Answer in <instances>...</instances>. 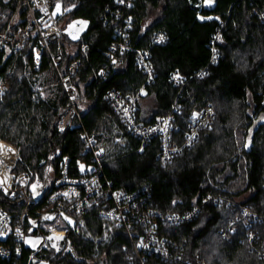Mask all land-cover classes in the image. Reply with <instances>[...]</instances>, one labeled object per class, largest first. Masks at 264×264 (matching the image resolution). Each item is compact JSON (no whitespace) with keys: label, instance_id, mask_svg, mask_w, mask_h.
<instances>
[{"label":"trees","instance_id":"16d2710c","mask_svg":"<svg viewBox=\"0 0 264 264\" xmlns=\"http://www.w3.org/2000/svg\"><path fill=\"white\" fill-rule=\"evenodd\" d=\"M61 2L74 6L71 20H88L89 25L78 39H62L63 59L56 68L44 53L35 69V38L18 53L0 52V79L10 86L0 100V140L20 151L22 163L15 172L28 168L33 182L42 183L59 156L67 157L68 169L74 171L81 162L89 163L81 140L85 130L94 139L95 149H103L104 176L114 187L130 192L149 189L157 212L183 213L200 204L206 194L229 202L203 205L194 221L162 229L166 237L184 243L188 258L205 264H264V256L258 254L264 243V20L253 14L256 9L264 15V0H210L207 5L204 0H134L128 12L130 44L150 50L154 75L137 104L138 122L153 124L176 104L181 115H176L175 135L181 137L194 111L208 107L214 111L211 129L201 131L196 146L185 149L170 164L158 159L157 139L138 151L139 140L105 98L111 90L122 97L134 96L144 84L145 75L135 65L134 54H117L119 66L111 68L106 80L95 78L109 64L106 53L114 41L113 26L103 25L102 16L115 8L114 0ZM157 31L168 37L163 46L150 44ZM217 33L220 38L212 52V36ZM82 44L88 49L71 79L80 97L76 105L82 128L60 133L56 122L68 105L60 77L68 75ZM212 53L216 61L210 64ZM174 73L188 80L179 95L170 83ZM145 102L150 103L147 109ZM245 194L249 196L244 201L235 202ZM22 208V203L11 202L0 192V211ZM243 209L249 211L247 216ZM66 217L72 223L65 221L64 243L57 252L43 247L35 255L39 260L129 264L130 244L122 229L112 227L95 211ZM237 219L236 231L223 240L220 229ZM248 234L255 235L251 243Z\"/></svg>","mask_w":264,"mask_h":264},{"label":"built area","instance_id":"2783aa9c","mask_svg":"<svg viewBox=\"0 0 264 264\" xmlns=\"http://www.w3.org/2000/svg\"><path fill=\"white\" fill-rule=\"evenodd\" d=\"M11 2H13V8L7 10ZM133 2L134 0H114L115 8L106 11L102 16L103 25L113 26L114 41L106 53L109 64L100 69L95 78L106 80L111 68L119 66L120 60L117 54L124 52L134 54L135 65L145 75L144 84L134 96L122 97L118 92L111 90L105 98L117 111L123 124L139 140L138 151L152 139H157L159 142L158 159L162 163L170 164L185 149H192L196 146L201 131L211 129L214 111L208 107L193 112L189 129L181 137L175 135L176 115H181V108L176 104L170 113L153 124L143 125L138 122L136 112L142 95L141 89L144 91V87L152 83L154 75L150 50L137 49L130 44L132 20L128 12L133 7ZM57 3L60 4L59 10L56 8ZM201 5L202 3L199 2L195 8L199 11ZM73 9V5L63 6L61 0H0V52L3 49H11L13 53H18L31 38H35L36 45L32 50L35 69L39 68L44 53L48 55L52 65L56 68L63 59L62 39L76 40L69 35V31L77 34L79 38L89 25V21L85 20L88 21L86 27L74 25L70 30L68 25L80 20L70 19ZM253 14L264 20V15L259 10L255 9ZM81 27H83L82 31L79 30ZM160 37L164 39L161 40ZM217 37L220 38L219 33L212 36V52H214ZM167 40L168 37L163 31H157L151 36L150 44L151 46H163ZM87 49L86 44L80 46L79 53L68 66V75L60 77L68 102L66 109L56 122L57 131L60 133H66L73 128H82L79 120L80 113L76 105L80 97L71 79L76 75ZM113 60H116L117 64L114 65ZM215 61L216 58L212 53L210 64ZM101 71L103 75H100ZM170 83L178 89L179 95L188 80L174 73L170 77ZM9 91V83L0 79V100ZM164 121H167V124ZM150 129L153 131H149ZM81 140L84 146L83 153L89 157V163H80L85 165V170L81 171L79 165L75 171L68 169L69 159L67 157L59 156L54 159L50 166L52 170L47 174L45 181L39 183L41 185L38 189L40 195L36 196L34 205L30 191V187L34 184L33 172L26 168L16 173L17 164L22 163L20 151L17 147L0 140V146H3L0 147V167L6 171L3 179L0 180V192L9 201L23 204L20 211H0V264H35L39 261L35 255L43 247L48 245L57 252L64 243L66 229L49 226L47 234L41 237L43 241L36 250H33L26 242V234L30 233L31 228L29 220L39 221L45 215H54V219H63V216H77L86 211H95L100 219L125 232L130 244L127 250L129 264H205L199 259L188 258L184 243H177L166 237L162 229L194 221L199 216L203 205L211 204L218 207L225 203L229 204V202L206 194L200 204L194 205L183 213L162 214L157 212L153 208L149 189L142 187L130 192L125 187H114L103 174L100 154L97 155L101 150L95 149L94 139L82 130ZM4 150H6L5 153ZM43 163L42 161L41 164ZM64 193L68 195L65 196ZM242 212L244 216L249 214L246 209ZM237 221L239 220L230 222L220 229L219 234L223 240H229L230 235L236 231ZM55 230L62 235V239L56 240L54 237L49 239ZM247 237L251 243L255 235L248 234ZM250 249L258 252L252 245ZM259 252L260 256H264V243ZM45 264L50 263L45 262Z\"/></svg>","mask_w":264,"mask_h":264},{"label":"snow or ice","instance_id":"6c2138e0","mask_svg":"<svg viewBox=\"0 0 264 264\" xmlns=\"http://www.w3.org/2000/svg\"><path fill=\"white\" fill-rule=\"evenodd\" d=\"M56 8H57V10H59V8H60V4L59 3H57V5H56ZM68 9H66V11H67ZM87 24H88V21H85V20H79V21H73L72 22V24H69L68 25V28L71 30L72 28H73V26L74 25H81V26H87ZM80 31H82L83 30V27H81L80 29H79ZM69 35L73 38V39H77L78 38V35L77 34H74L72 31H69ZM160 39L162 40V39H164V37H160ZM217 39H219V37H217ZM112 63L115 65V64H117V61L116 60H113L112 61ZM100 75H103V72L101 71V73H100ZM203 75V74H202ZM141 92H142V94H143V89H141ZM73 99H75L74 97H73ZM195 115V114H194ZM164 123L165 124H167V121H164ZM61 131H63V128H61ZM149 131H153L152 129H150ZM248 145H245V147H247ZM0 147H3V146H0ZM9 151H11V149H9ZM103 151V149H101V152ZM100 153H97V155H99ZM65 159H67V158H65ZM78 164H79V162H77ZM79 167H80V170L81 171H84L85 170V165H83V164H79ZM52 169H51V167H49L48 169H47V171H51ZM41 187V185L37 182V183H34V184H32V193H33V196H38V195H40V192L38 191V189ZM64 195L65 196H67L68 194L67 193H64ZM65 218V220H68V222L69 223H72V221L68 218V217H64ZM45 219H51V217H48V216H46L45 217ZM34 223V222H33ZM18 232H19V230H17ZM53 237H49V239H52ZM56 240H60V239H62L63 237H62V235H57V236H55L54 237ZM26 242H29V241H26ZM38 242V241H37ZM145 247H146V245H144Z\"/></svg>","mask_w":264,"mask_h":264},{"label":"rangeland","instance_id":"374dc122","mask_svg":"<svg viewBox=\"0 0 264 264\" xmlns=\"http://www.w3.org/2000/svg\"><path fill=\"white\" fill-rule=\"evenodd\" d=\"M143 106L147 109V106H150V103L149 102H145ZM194 112H196V111H194ZM48 173H49V171H48ZM248 196H249V194H245V195L241 196L239 199H236L235 202H237V203L238 202H242ZM57 220H59V221H57ZM40 225L44 228L45 231H48L49 226H53L56 229H63V228L66 227V222L62 218H59V219L56 218V219H54L51 222L43 221V222L40 223ZM46 234H47V232H46ZM26 240L29 241L27 243L33 250H36L38 245L41 244V242L43 241V239L41 237H39L37 234H35V233H31L30 234L28 232L26 234ZM35 264H45V261L44 260H39Z\"/></svg>","mask_w":264,"mask_h":264},{"label":"water","instance_id":"95a60500","mask_svg":"<svg viewBox=\"0 0 264 264\" xmlns=\"http://www.w3.org/2000/svg\"><path fill=\"white\" fill-rule=\"evenodd\" d=\"M204 3L207 5V4H209L210 3V0H204ZM213 5V4H212ZM57 14H59V13H57ZM30 191H31V193H32V186L30 187ZM32 198H33V202H32V204L34 205L35 203H36V196H33V193H32ZM46 216H48V217H51V219H45V217ZM54 215H45V216H43L39 221L40 222H43V221H47V222H51V221H53L54 220ZM63 220H65V218L63 217ZM39 221H32V220H29V223H30V226H31V228H30V233H34L35 232V230H36V228L38 227V224H39ZM66 222H68L67 220H65ZM34 222V223H33Z\"/></svg>","mask_w":264,"mask_h":264},{"label":"flooded vegetation","instance_id":"af4514ba","mask_svg":"<svg viewBox=\"0 0 264 264\" xmlns=\"http://www.w3.org/2000/svg\"><path fill=\"white\" fill-rule=\"evenodd\" d=\"M40 221H39V224H38V227L36 228L35 230V234H37L39 237H43L45 235V230L44 228L40 225Z\"/></svg>","mask_w":264,"mask_h":264},{"label":"bare ground","instance_id":"6f19581e","mask_svg":"<svg viewBox=\"0 0 264 264\" xmlns=\"http://www.w3.org/2000/svg\"><path fill=\"white\" fill-rule=\"evenodd\" d=\"M7 150H8V149H7ZM3 152L5 153L6 150H4ZM7 153H8V151H7ZM5 173H6V171H4V168H3V167H0V180L3 179ZM57 235H60V234H58V232L55 230V231L53 232L52 237H55V236H57Z\"/></svg>","mask_w":264,"mask_h":264}]
</instances>
